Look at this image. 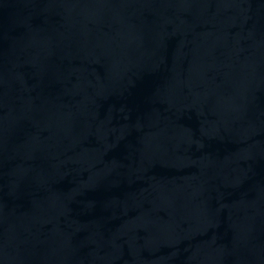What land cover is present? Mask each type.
<instances>
[{
	"label": "water",
	"instance_id": "obj_1",
	"mask_svg": "<svg viewBox=\"0 0 264 264\" xmlns=\"http://www.w3.org/2000/svg\"><path fill=\"white\" fill-rule=\"evenodd\" d=\"M0 264H264V0H0Z\"/></svg>",
	"mask_w": 264,
	"mask_h": 264
}]
</instances>
